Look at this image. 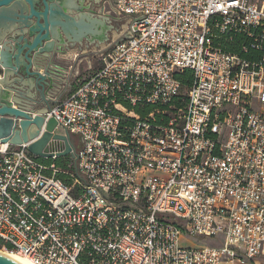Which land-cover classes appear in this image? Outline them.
<instances>
[{
  "label": "built area",
  "instance_id": "1",
  "mask_svg": "<svg viewBox=\"0 0 264 264\" xmlns=\"http://www.w3.org/2000/svg\"><path fill=\"white\" fill-rule=\"evenodd\" d=\"M114 2L129 38L46 116L74 171L0 141V240L34 264L264 258V0Z\"/></svg>",
  "mask_w": 264,
  "mask_h": 264
},
{
  "label": "water",
  "instance_id": "2",
  "mask_svg": "<svg viewBox=\"0 0 264 264\" xmlns=\"http://www.w3.org/2000/svg\"><path fill=\"white\" fill-rule=\"evenodd\" d=\"M83 9L77 0H0V21L10 22L0 28V141L17 146L27 143L39 159L74 156L69 132L58 133L55 118L46 117L51 110L49 94L56 89L52 69L35 68L45 61L51 63L49 56L58 42L81 44L90 36L106 38L107 21L84 14ZM24 71L43 89L46 109L41 112L23 108L7 90L8 79ZM31 126L36 127V134L30 138L26 130ZM0 264L21 263L0 253Z\"/></svg>",
  "mask_w": 264,
  "mask_h": 264
},
{
  "label": "crops",
  "instance_id": "3",
  "mask_svg": "<svg viewBox=\"0 0 264 264\" xmlns=\"http://www.w3.org/2000/svg\"><path fill=\"white\" fill-rule=\"evenodd\" d=\"M9 21H0V28L6 27L9 25ZM99 40V39H98ZM101 42V40L99 41ZM75 45L69 46L68 44L57 43V48L55 49V53L50 55L51 63H47L46 61L43 63H39L36 70H41V72L48 70V68L52 69V79L56 84V89L50 92L49 97L51 100V108L56 105L58 102L64 101L70 94H72L73 90L76 88L73 86L72 82L76 80L80 75V67H76V56L78 53H84L82 43L78 46V48H73ZM100 54L103 53L105 48L99 47ZM51 71V70H50ZM46 85H50L45 83ZM8 85V91L11 92V96L13 99L18 101L20 105L32 112H41V110L46 109V104L42 99L43 89L39 87L36 78H30L26 72L20 75H12L10 79L6 82ZM36 127L31 126L27 128L26 133L31 138L35 136ZM21 139V137H20ZM75 140H79V137L74 136L72 138L73 147H80V144H75ZM17 146V145H13ZM264 259V258H263ZM258 264H264L259 263Z\"/></svg>",
  "mask_w": 264,
  "mask_h": 264
},
{
  "label": "rangeland",
  "instance_id": "4",
  "mask_svg": "<svg viewBox=\"0 0 264 264\" xmlns=\"http://www.w3.org/2000/svg\"><path fill=\"white\" fill-rule=\"evenodd\" d=\"M257 1V0H256ZM259 1V0H258ZM262 1V0H260ZM102 3L97 5L95 9L100 11V17L107 21V26L109 27L108 31H106V38L101 40L98 39H90L84 40L82 42L84 53H78L76 56L75 62L76 67H80V75L79 77L72 82L73 86L77 88L84 81L88 80V78L96 71L102 68L101 54L99 52L100 48H105L104 51H107L109 48L117 44L121 40H125L129 38V26L131 23V18L119 16L114 12L115 2L114 0H101ZM88 39V38H87ZM73 48H78V46H74ZM187 93V89L182 91L181 95L185 96ZM55 106V105H54ZM52 106V107H54ZM58 133L64 134L65 131L62 128L57 129ZM75 144L79 145L80 141L75 140ZM72 159V157H71ZM73 161V159H72ZM181 246L184 248H205L207 246H217L220 243L218 238L211 237H193L183 235L180 239ZM0 251L9 254V250L6 247H0ZM16 253V252H14ZM264 263V259H258L254 263L248 262L249 264H258Z\"/></svg>",
  "mask_w": 264,
  "mask_h": 264
},
{
  "label": "trees",
  "instance_id": "5",
  "mask_svg": "<svg viewBox=\"0 0 264 264\" xmlns=\"http://www.w3.org/2000/svg\"><path fill=\"white\" fill-rule=\"evenodd\" d=\"M176 78H177V80L181 81L184 86L186 84H190V82L192 81L190 71L184 72L183 75H177ZM40 162L41 163L43 162L45 165H48V166L55 165L61 171H67V172H73L74 171V164H73V161L71 159V156L59 157L58 159H49V160L40 159ZM57 178L63 180L67 184H71V181L63 173H59ZM0 247H6L9 250L8 252L11 251L10 253L14 252V251H12L13 247L5 244L2 240H0Z\"/></svg>",
  "mask_w": 264,
  "mask_h": 264
},
{
  "label": "flooded vegetation",
  "instance_id": "6",
  "mask_svg": "<svg viewBox=\"0 0 264 264\" xmlns=\"http://www.w3.org/2000/svg\"><path fill=\"white\" fill-rule=\"evenodd\" d=\"M77 3H79L80 6L82 8H84L82 13H84V14L87 13V14L91 15L95 19H101L102 20V18L100 17L101 12L97 11L95 9V7L97 5L102 3L101 0H77ZM90 39L94 40V38L92 36H90V38H88L86 40H90ZM67 43H68L69 46H71V45H79L78 43H69L68 41H67Z\"/></svg>",
  "mask_w": 264,
  "mask_h": 264
},
{
  "label": "bare ground",
  "instance_id": "7",
  "mask_svg": "<svg viewBox=\"0 0 264 264\" xmlns=\"http://www.w3.org/2000/svg\"><path fill=\"white\" fill-rule=\"evenodd\" d=\"M0 253L10 257L11 259L13 258L14 260H16L17 262H20L21 264H34L33 262H31L28 258L24 257L23 255L19 254V253H4V252H1Z\"/></svg>",
  "mask_w": 264,
  "mask_h": 264
}]
</instances>
